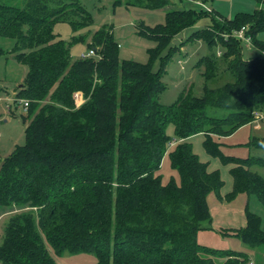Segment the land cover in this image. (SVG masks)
<instances>
[{
    "label": "trees",
    "instance_id": "obj_1",
    "mask_svg": "<svg viewBox=\"0 0 264 264\" xmlns=\"http://www.w3.org/2000/svg\"><path fill=\"white\" fill-rule=\"evenodd\" d=\"M254 12L227 18L213 11L173 8L166 22L138 32L153 38L149 62L122 59L113 28L103 25L89 47L97 57L73 59L71 43L57 39L54 26L68 22L88 27L93 14L79 0H0V35L15 39L14 58L28 66L16 96L30 100L24 121L27 142L0 160V204L18 207L8 220L0 257L6 264H57L50 251L92 252L97 264H249L247 252L209 247L199 232L212 228L208 195L223 186L219 171L209 170L189 138L203 133L210 154L221 155L219 138L264 115V0ZM159 8L169 0H115V4ZM212 13V24L194 30L191 40L222 46L205 64L203 95L185 90L163 104L164 66L180 46L173 38ZM249 24L261 54L245 58L233 32ZM228 34V37L225 35ZM85 36L74 40H84ZM168 49L162 67L152 60ZM227 74L231 78H226ZM81 94L79 100L75 93ZM211 108L222 109L216 116ZM170 152L180 183L159 174ZM173 144V142H172ZM249 146L264 149V135ZM232 164V195L255 194L264 204V157L222 155ZM264 252L259 215L248 212L247 225L227 231Z\"/></svg>",
    "mask_w": 264,
    "mask_h": 264
},
{
    "label": "rangeland",
    "instance_id": "obj_2",
    "mask_svg": "<svg viewBox=\"0 0 264 264\" xmlns=\"http://www.w3.org/2000/svg\"><path fill=\"white\" fill-rule=\"evenodd\" d=\"M10 3L19 4L23 0H4ZM93 14V21L88 27L73 29L68 22H57L54 32L57 39L71 43L73 59L82 56V52L89 50V42L96 30L103 25H110L113 28L114 37L120 44L119 53L122 59L149 62L151 59L150 50L157 46V42L148 36L138 32V25L144 23L146 26H157L166 22V12L173 8H195L213 11V14H220L227 18L235 17L239 12L252 13L262 4L256 0H169L167 6L159 8H145L127 6L124 3L115 4V0H79ZM212 13L203 15L199 20L179 34L172 42V46H180L168 63L164 66L163 82L166 87L161 93L160 100L163 104H172L185 90H191L193 94L201 96L204 94V70L205 64L200 61L203 57L217 54L222 51L221 45L209 47L204 40H191L190 36L195 29L212 24ZM249 25V24H247ZM85 36L84 40H74L75 37ZM258 38L264 42V30L258 33ZM15 39L9 36L0 35V160L13 153L17 146L27 142L26 127L28 121H24L23 104L16 96L19 85L25 79L28 66L14 58L11 51L15 46ZM243 46L245 58H254L261 54V51L251 46ZM168 49H164L152 60L154 69L162 67L163 59ZM226 78H231L227 74ZM9 98V99H8ZM11 98V99H10ZM14 99H18L15 101ZM11 104V112L8 106ZM210 112L216 116H222L225 111L211 108ZM167 133L171 137L167 152L163 157L159 174L164 183L174 179L180 183V175L172 167L170 152L180 140L176 136L175 125L171 122L167 126ZM264 135V115L257 117L252 123L238 128L230 135L220 137L218 142L221 155H212L205 147V135L199 133L193 135L189 140L193 144L194 151L200 159L208 164L209 170L219 171L223 180V186L219 190H213L208 195V204L213 218L212 228L199 232V242L209 247L220 249H235L247 252L256 264H264V252L262 249L254 248L239 237L226 234L227 231L244 227L247 225V214L253 212L260 216L262 228L264 229V204L255 194L241 192L232 195L234 190V178L231 174L232 164L223 162L222 155L240 157L257 156L264 157V149L248 145L252 136ZM264 176V167L255 166ZM19 210L18 207L0 204V245L4 241L5 228L10 215ZM50 251L55 257L57 264H97L98 258L92 252L70 253L62 255ZM217 264H223V259H216ZM0 264H6L0 257Z\"/></svg>",
    "mask_w": 264,
    "mask_h": 264
},
{
    "label": "built area",
    "instance_id": "obj_3",
    "mask_svg": "<svg viewBox=\"0 0 264 264\" xmlns=\"http://www.w3.org/2000/svg\"><path fill=\"white\" fill-rule=\"evenodd\" d=\"M249 25H244L242 26L240 29H237L233 32V36L236 37L238 40H240L242 42V44H245V46H247L248 48H251V46H254L253 43V38L252 35L249 33ZM226 37H228V34L225 35ZM264 53V51H263ZM82 56L81 57H91V56H99L98 52L95 48L93 47H89V50L87 52H82L81 53ZM222 51H218V55H221ZM81 94L79 92L75 93V98L77 100H79ZM9 99V98H8ZM11 99V98H10ZM20 99V103L23 104L24 110L28 111L29 109V105H30V100L29 99H24V98H19ZM15 101H17L18 99H14ZM12 106L11 104L8 106V111L11 112ZM257 117H261V116H257ZM1 131H0V136H1ZM249 264H254L253 261H250Z\"/></svg>",
    "mask_w": 264,
    "mask_h": 264
},
{
    "label": "crops",
    "instance_id": "obj_4",
    "mask_svg": "<svg viewBox=\"0 0 264 264\" xmlns=\"http://www.w3.org/2000/svg\"><path fill=\"white\" fill-rule=\"evenodd\" d=\"M21 85H22V84H21ZM21 85H19V86H21ZM261 117H262V116H261ZM1 136H2V134H1ZM1 136H0V137H1ZM251 261H253L252 258H251ZM253 262H254V261H253ZM254 264H256V263L254 262Z\"/></svg>",
    "mask_w": 264,
    "mask_h": 264
}]
</instances>
